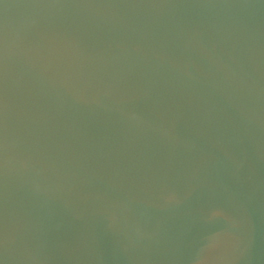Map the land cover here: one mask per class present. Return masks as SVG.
<instances>
[{
	"label": "water",
	"instance_id": "1",
	"mask_svg": "<svg viewBox=\"0 0 264 264\" xmlns=\"http://www.w3.org/2000/svg\"><path fill=\"white\" fill-rule=\"evenodd\" d=\"M0 264H264V0H0Z\"/></svg>",
	"mask_w": 264,
	"mask_h": 264
}]
</instances>
